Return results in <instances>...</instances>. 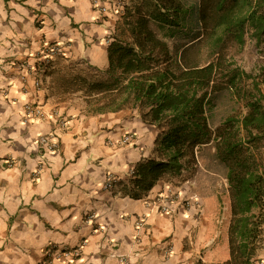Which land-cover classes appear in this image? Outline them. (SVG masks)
I'll return each mask as SVG.
<instances>
[{
	"label": "crops",
	"instance_id": "0c3cea01",
	"mask_svg": "<svg viewBox=\"0 0 264 264\" xmlns=\"http://www.w3.org/2000/svg\"><path fill=\"white\" fill-rule=\"evenodd\" d=\"M133 2L118 19L113 10L101 14L92 0H0V264H40L49 246L74 248L82 242V256L69 264L229 262L228 226H219L208 198L188 192L187 183L173 187L159 181L138 198L128 194L130 171L152 156L156 127L136 110L88 113L80 92H64L55 81L67 68L63 62L79 59L77 67L107 69L108 45ZM54 41L67 47L65 59L51 66L43 90L24 92L18 64L33 61ZM29 101L66 121L57 131V152L39 154L37 137L56 123L50 117L24 122ZM126 131L138 134V145L117 146ZM108 173L115 179L110 190L103 187ZM168 188L185 198L195 195L199 208L176 201L161 212L154 200ZM259 258L264 259V240L252 261Z\"/></svg>",
	"mask_w": 264,
	"mask_h": 264
},
{
	"label": "trees",
	"instance_id": "16d2710c",
	"mask_svg": "<svg viewBox=\"0 0 264 264\" xmlns=\"http://www.w3.org/2000/svg\"><path fill=\"white\" fill-rule=\"evenodd\" d=\"M125 24L130 41L110 42L106 70L69 64L56 75L58 87L80 92L88 113L136 110L145 124L157 127L152 156L135 166L130 180L134 198L167 176L178 177L185 152L194 163L195 148L215 140L207 117L213 94L225 88L236 93L248 110L223 120L216 156L227 169L233 197L227 264H253L263 244L264 92L228 49L243 47L247 36L264 42V0H196L188 6L182 0H137Z\"/></svg>",
	"mask_w": 264,
	"mask_h": 264
},
{
	"label": "rangeland",
	"instance_id": "374dc122",
	"mask_svg": "<svg viewBox=\"0 0 264 264\" xmlns=\"http://www.w3.org/2000/svg\"><path fill=\"white\" fill-rule=\"evenodd\" d=\"M133 7L137 0H132ZM186 6L190 5L196 0H182ZM134 15V8L129 6L128 20L132 19ZM127 21V20H126ZM121 22L120 27L117 29L115 39L127 42L130 41V36L127 31L126 24ZM159 35H163L164 31L153 26ZM205 53V51H204ZM228 57L234 62V64L245 72L256 75V78L260 84V88L264 92V42L256 44L255 40L250 36H247L246 42L243 47L231 45L228 49ZM60 59H65L62 56L56 55L50 61L51 66L58 62ZM207 58L203 59V62ZM79 59L74 60V63H79ZM63 65L67 66V63L63 62ZM49 66V65H48ZM51 66L48 68V73L51 72ZM86 66H79L78 69H84ZM261 73V75H259ZM258 75V76H257ZM251 83V79L247 81ZM248 108L246 103L236 96L232 90L227 88L215 92L211 98L210 106L207 110V117L209 125L213 131V138L209 143L197 146L195 148V161L189 163L187 160L190 155L185 152L183 160V170L178 177H165L162 181L172 185L173 187L187 183L189 189L188 192L193 194H202L208 198L210 206L216 211V216L219 219V226H228L233 220V197L230 189V185L227 179V169L223 163L219 162L216 156V145L218 139L224 134L226 126H223V120L227 117L236 116L239 117L247 112ZM148 125V124H147ZM152 126V125H151ZM156 127V126H155ZM227 127H231L227 125ZM155 130L158 131L157 127ZM262 163L264 167V143L262 148ZM196 207L199 208V201L196 202ZM187 206V205H186ZM189 206V205H188ZM264 211V210H263ZM263 237L264 240V224H263ZM229 240V236H228Z\"/></svg>",
	"mask_w": 264,
	"mask_h": 264
},
{
	"label": "built area",
	"instance_id": "2783aa9c",
	"mask_svg": "<svg viewBox=\"0 0 264 264\" xmlns=\"http://www.w3.org/2000/svg\"><path fill=\"white\" fill-rule=\"evenodd\" d=\"M129 2L130 0H92L94 8H96L101 14L104 15L110 10H113L118 19L125 15ZM108 38V42H110V37ZM67 52L68 49L63 43L56 41L47 42L44 44V48L41 53L33 56V61L30 62L26 60L25 62L19 63L18 70L21 90L28 92L31 89L36 93L43 90L45 88V83L50 80V73H48V68L51 66L50 61L56 55L65 57ZM46 117H50V119L55 121L56 128L48 134H41L37 137L36 142L38 144L39 154L41 155L57 152L59 150L60 141L57 131H61L66 126V121L61 120L57 113H50L48 115L44 110V105L39 101H29L25 103L23 112L24 122H28L29 120L45 119ZM138 141L139 136L137 133L126 131L116 144L117 146H136L138 145ZM4 162L8 166L14 165L13 158H6ZM40 164L41 166H45L46 161L40 160ZM130 175L132 177L134 176V169L130 171ZM114 182L115 179L113 175L108 173L103 187L110 190L112 189ZM154 201L158 210L166 212L170 209L173 202H180L183 207L186 208V205L189 204L190 201L195 203L197 199L195 195L185 198L183 192L168 188L167 191L159 194ZM138 221L140 226L143 225L144 217ZM84 245L85 242H82L74 248H61L54 245L49 246L44 252V257L40 264L72 263L82 256ZM200 263H202V260H200ZM253 263L264 264V259H255Z\"/></svg>",
	"mask_w": 264,
	"mask_h": 264
}]
</instances>
